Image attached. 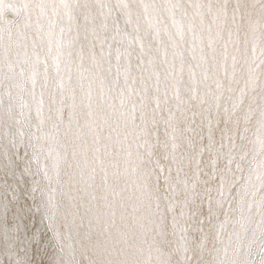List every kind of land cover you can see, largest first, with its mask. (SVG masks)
<instances>
[{
	"label": "snow or ice",
	"instance_id": "1",
	"mask_svg": "<svg viewBox=\"0 0 264 264\" xmlns=\"http://www.w3.org/2000/svg\"><path fill=\"white\" fill-rule=\"evenodd\" d=\"M0 264H264V0H0Z\"/></svg>",
	"mask_w": 264,
	"mask_h": 264
},
{
	"label": "rangeland",
	"instance_id": "2",
	"mask_svg": "<svg viewBox=\"0 0 264 264\" xmlns=\"http://www.w3.org/2000/svg\"><path fill=\"white\" fill-rule=\"evenodd\" d=\"M18 1H19V0H14V2H18ZM9 18H12V17H11V14H9Z\"/></svg>",
	"mask_w": 264,
	"mask_h": 264
},
{
	"label": "bare ground",
	"instance_id": "3",
	"mask_svg": "<svg viewBox=\"0 0 264 264\" xmlns=\"http://www.w3.org/2000/svg\"><path fill=\"white\" fill-rule=\"evenodd\" d=\"M19 2V1H18Z\"/></svg>",
	"mask_w": 264,
	"mask_h": 264
}]
</instances>
